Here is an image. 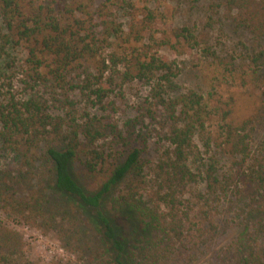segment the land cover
<instances>
[{
    "label": "trees",
    "instance_id": "1",
    "mask_svg": "<svg viewBox=\"0 0 264 264\" xmlns=\"http://www.w3.org/2000/svg\"><path fill=\"white\" fill-rule=\"evenodd\" d=\"M222 3L256 43L245 60L249 92L264 97V0ZM102 11L68 0H0V43L26 44L21 83L28 97L0 102V145L7 155L0 162V213L56 234L86 264H190L191 257L179 253L186 244L181 200L189 187L203 185L213 200L226 197L240 208L246 222L236 250L250 264L254 244L264 242V136L254 137L263 109L254 100L242 117L234 104L215 107L222 125L213 134L206 132L212 114L202 96H157L162 108L148 114L161 126L164 146L152 154L142 130L145 114L119 127L107 114V99L115 86L159 77L169 83L171 63L140 47L155 17L130 18L125 32ZM181 39L194 36L185 28L158 45L175 47ZM119 42L131 45L129 52H121ZM82 98L86 106L79 109ZM77 165L101 179V187L87 190L76 178ZM24 246L0 223V264H40Z\"/></svg>",
    "mask_w": 264,
    "mask_h": 264
},
{
    "label": "rangeland",
    "instance_id": "2",
    "mask_svg": "<svg viewBox=\"0 0 264 264\" xmlns=\"http://www.w3.org/2000/svg\"><path fill=\"white\" fill-rule=\"evenodd\" d=\"M68 2L74 7L79 4L85 5L89 12L98 6L102 7L106 17L116 18L125 32L130 18L135 17L138 22H143L149 13L155 17L154 22L147 28L149 32L145 33L140 47L149 46L150 55L160 56L171 63L169 83H166L163 77H159L149 81L150 83L134 82L115 86L107 99L110 104L107 114L119 127H124L126 122L145 114L146 128L142 127V130L148 132L150 136L152 154L158 148L160 150V146L163 150L164 140L161 126L149 119L148 110L156 108L161 110L162 107H159L158 103L161 96L167 101L192 92L202 96L203 104H207L212 114L211 120L206 124V132L213 134H217L222 125L217 108L223 107L226 110L228 103L234 104V110L243 117L253 110V103L256 100L264 114V97H260L258 93L257 96H252L249 92L253 87L248 79L249 64L245 62L249 51L253 50L256 43L224 11L223 0H68ZM185 28L192 32L193 41L181 39L175 47H159L162 38L181 34ZM118 44L121 52L123 50L129 52L131 45L122 42ZM260 45L264 47V40ZM0 48H2L0 102H6L11 97L18 101L26 100L28 97L21 83L24 77L22 66L27 57L26 44L18 39H11L1 42ZM84 100L82 98L78 102ZM84 105L86 106V101L79 104V109L84 108ZM160 114L161 111L159 116ZM76 116L79 118L81 112ZM263 136L264 123H259L254 137L259 142ZM198 142L202 147L199 139ZM202 151L204 152L203 148ZM203 157L207 158L205 153ZM6 158L7 155L1 151L0 145L1 164H4ZM224 164L225 162H221L220 166ZM75 175L87 190L93 191L102 185L101 179L87 174L78 165L75 166ZM181 202L182 211L179 218L183 220L186 244L182 249L179 248V253L190 256V264H244L236 250V240L241 236L246 222L240 208L237 209L226 197L213 200L212 196L205 194L203 185L189 187ZM0 223L21 236L26 255L31 261L40 264L58 261L67 264H86L78 255L66 250L54 233H44L2 213ZM256 238L257 235H254L253 240ZM254 246V259L249 260L250 264H254V261L255 264H264V242L258 239Z\"/></svg>",
    "mask_w": 264,
    "mask_h": 264
}]
</instances>
